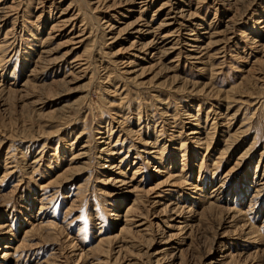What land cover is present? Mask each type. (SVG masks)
I'll return each instance as SVG.
<instances>
[{
  "label": "rangeland",
  "instance_id": "374dc122",
  "mask_svg": "<svg viewBox=\"0 0 264 264\" xmlns=\"http://www.w3.org/2000/svg\"><path fill=\"white\" fill-rule=\"evenodd\" d=\"M0 264H264V0H0Z\"/></svg>",
  "mask_w": 264,
  "mask_h": 264
},
{
  "label": "bare ground",
  "instance_id": "6f19581e",
  "mask_svg": "<svg viewBox=\"0 0 264 264\" xmlns=\"http://www.w3.org/2000/svg\"><path fill=\"white\" fill-rule=\"evenodd\" d=\"M70 25H71V23H70ZM142 26V25H141ZM140 26V27H141ZM143 28V27H142ZM141 28V29H142ZM140 28H139V26H136V27H134V26H129L128 27V30L130 31V30H132L130 33L131 34H134V35H140V36H142L144 33L142 32V30H141ZM144 29V28H143ZM129 31H127V33L129 32ZM190 44V43H189ZM197 135V134H196ZM156 142V141H155ZM155 145V144H154ZM154 148H155V146H154Z\"/></svg>",
  "mask_w": 264,
  "mask_h": 264
}]
</instances>
